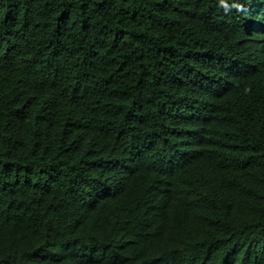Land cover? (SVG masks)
<instances>
[{
    "label": "trees",
    "instance_id": "16d2710c",
    "mask_svg": "<svg viewBox=\"0 0 264 264\" xmlns=\"http://www.w3.org/2000/svg\"><path fill=\"white\" fill-rule=\"evenodd\" d=\"M0 264H264V0H0Z\"/></svg>",
    "mask_w": 264,
    "mask_h": 264
}]
</instances>
